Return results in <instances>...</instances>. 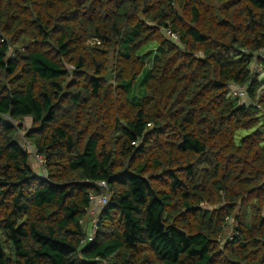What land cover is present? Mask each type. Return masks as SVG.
Here are the masks:
<instances>
[{
    "label": "trees",
    "instance_id": "obj_1",
    "mask_svg": "<svg viewBox=\"0 0 264 264\" xmlns=\"http://www.w3.org/2000/svg\"><path fill=\"white\" fill-rule=\"evenodd\" d=\"M263 64L264 0H0V264H264Z\"/></svg>",
    "mask_w": 264,
    "mask_h": 264
},
{
    "label": "built area",
    "instance_id": "obj_2",
    "mask_svg": "<svg viewBox=\"0 0 264 264\" xmlns=\"http://www.w3.org/2000/svg\"><path fill=\"white\" fill-rule=\"evenodd\" d=\"M168 34L171 38L178 40V35L171 32L170 30L168 31ZM243 94V92L241 93ZM30 148V147H28ZM32 149V148H30ZM40 157V156H39ZM40 162L43 165V159L41 158ZM99 185L103 188L102 193H100L99 195H93L91 196L90 199V205H91V209H90V213L96 217V221H93V224L91 226V233L88 236V240L93 242L95 239V236L99 230V224L97 221V216H99L100 212L102 209H104L106 207V205L108 204L109 198H110V191L108 188V184L105 181H102L99 183Z\"/></svg>",
    "mask_w": 264,
    "mask_h": 264
},
{
    "label": "rangeland",
    "instance_id": "obj_3",
    "mask_svg": "<svg viewBox=\"0 0 264 264\" xmlns=\"http://www.w3.org/2000/svg\"><path fill=\"white\" fill-rule=\"evenodd\" d=\"M260 55H263V53L262 54H260ZM262 68V69H261ZM258 70H262V72H261V74H260V76H259V79H260V81H261V84H262V88L260 89V92L263 90V88H264V64L262 65V66H260L259 68H258ZM24 125L28 128V127H30V125H31V120L28 118V119H26V120H24ZM246 133L245 132H240V133H238L237 134V141H240L241 139H242V137L245 135ZM22 143L25 145V147L27 148V147H30V148H33L34 149V146L28 141V140H26V138L24 137V136H22ZM29 148V149H30ZM33 149H31L30 150V154H29V158H30V163H31V165H32V167L34 168V170H35V172L38 174V175H42V176H45V172H44V170L42 169L44 166L42 165V163L40 162V160H41V157H39V156H37L36 154H35V150H33ZM100 215V214H99ZM90 219L91 220H93V219H95V221H96V217H94V216H91L90 217ZM97 221H98V216H97ZM231 231V230H230ZM230 231L228 232V234H227V236H228V238L232 235L231 233H230Z\"/></svg>",
    "mask_w": 264,
    "mask_h": 264
}]
</instances>
